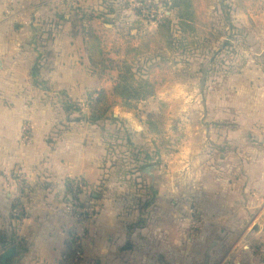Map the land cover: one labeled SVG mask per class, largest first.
<instances>
[{
	"label": "crops",
	"instance_id": "0c3cea01",
	"mask_svg": "<svg viewBox=\"0 0 264 264\" xmlns=\"http://www.w3.org/2000/svg\"><path fill=\"white\" fill-rule=\"evenodd\" d=\"M27 1L0 0V222L5 229H11L10 215L18 199L16 175L33 187L24 202L26 217L17 235V240L27 244V251H18L10 264H61L75 233L83 236L80 264H264L251 248L259 233L245 232L248 217L256 214L264 199V147H243L240 157L246 160L232 165L231 170L225 171L224 158L216 155L206 164L200 162L201 179L179 186L174 178L167 198H156L152 207H145L151 198L134 194L123 199L114 197V190L100 201L90 200V193L110 167L102 165L107 161V142L100 129L110 125L108 121L96 126L85 122L67 124L65 113L56 115L48 102L49 98L59 101L61 92L82 101L85 93L97 88L96 78L75 65L79 57L75 49H84V37L77 36L73 22L65 19L72 28L61 35L63 21H59L62 17L56 10L51 8L41 18V7L25 5ZM40 18L46 19L48 25L37 51L43 54L40 78L47 82L49 95L45 90L34 94L32 85L36 58L31 51L35 52L37 35L35 40H25L30 45L28 50H18V41L32 35L34 24L43 26ZM21 19L23 23L18 22ZM18 26L22 34L15 38ZM243 27L239 28L246 35ZM83 62L85 66L90 64L88 55ZM261 83L255 85L254 100L239 105V112L240 120L264 139V82ZM24 121L33 128V142L27 149L18 144ZM57 128L62 130L60 135ZM50 135L56 137L55 143L47 141ZM72 178L87 184L80 200L99 205L95 220H76L65 210L73 204L66 187L67 179ZM158 183L155 178L149 179V191ZM115 184L111 181L109 189ZM156 189L160 192L159 184ZM180 192L185 200L179 197ZM177 197L178 201L173 200ZM181 206L185 212L178 213ZM191 208L201 216L194 236ZM259 236L264 242V234ZM4 252L0 245V256Z\"/></svg>",
	"mask_w": 264,
	"mask_h": 264
},
{
	"label": "rangeland",
	"instance_id": "374dc122",
	"mask_svg": "<svg viewBox=\"0 0 264 264\" xmlns=\"http://www.w3.org/2000/svg\"><path fill=\"white\" fill-rule=\"evenodd\" d=\"M227 2L234 3L235 0H228ZM24 4L38 5L36 8L41 7V18L45 17L48 10L54 8L57 14L62 17L59 18V21H63L61 35L67 34L68 30L72 28L71 25L66 24L65 20L72 21L73 25L77 24L75 33L81 37L83 34L79 30L82 29V25L84 27L93 25L97 35L102 38L106 56L115 60L120 59L115 53L114 46L117 33L120 30L132 31L133 35L154 34L158 29V21L171 14L169 10L170 0H29ZM198 5L200 13L209 18L205 23L215 24L211 17L215 18L221 14V0H200ZM233 9L234 24L238 28L244 26L243 28L246 29V35L245 32L241 31L238 41L230 42V45L235 46L229 49L235 51V59H232L228 54L215 55L219 52L220 46L223 45L225 38H222L220 43L212 42L210 51L204 50L201 54L191 58V61L186 64V68H189L186 75L178 77L179 72L176 70L183 68L184 64L179 63L176 66L175 62H180L181 59L176 60L175 56L169 54L171 58L167 64L169 82L159 89L154 98L139 104L138 109L131 112L119 106L113 108L111 116L114 117L107 120L110 127H106V125L100 127L107 142V161H103L102 165L110 167L95 190L104 195L109 190H114L112 193L114 197L123 199L134 196V194L145 199L151 198L155 194L153 202L155 204L156 198L163 197V195L167 198L170 193L169 188L175 182L173 181L174 178L180 182H176L179 186H182V182L184 185L187 182L195 183L201 179L200 162L206 164L216 155L219 159L224 158L222 166L226 168L225 171L231 170L232 165L246 160V158L240 157L244 152L243 147H264V139L256 131L251 130L250 124L240 120L241 112H239V105L246 100H254L256 97L255 85L264 82V10L257 9L245 13L237 10L235 6ZM41 18L40 20H43ZM18 22L23 23L24 19L18 20ZM29 22L31 21L29 20ZM41 24H43L41 27L34 24L32 35L21 37V40L18 41L20 42L18 50L25 51L24 49L30 48L25 40L27 38L28 40L30 38L35 40L37 35L35 52H31L35 53L34 66L37 65L40 70L38 75L40 80H42L40 74L44 66L40 67L43 54H40L39 49L37 51V44L40 46V38H43L41 34L48 28L47 20L44 19ZM21 34L22 31L18 26L17 30L14 31V35H17L15 38ZM75 50L79 56L77 57L78 63L76 62L75 65L81 66L83 71L96 78L97 86L95 87L110 93L117 74L94 70L89 63L85 66L83 62L87 57L85 47L84 49L81 47V52L78 48ZM213 57L215 62L211 66L208 82L204 86L202 66L211 62ZM243 60L247 62V65L240 74L224 76L225 71H229L233 66H240ZM213 70L216 72H211ZM32 85L36 89L34 94L40 90L43 91L33 84V79ZM91 91L84 94L82 101L72 99L80 104L83 113L87 115L90 113L87 95ZM47 93L50 92L45 91V94L49 95ZM61 93L59 101L48 99L52 105L50 108L56 115H64L65 113V111L63 112L62 98L68 95L67 92ZM40 95L42 96V93ZM29 102H27V107ZM25 111L27 112L26 109ZM150 114L158 116L155 119L161 127L159 134L152 133L147 125ZM65 115L67 124H71L68 122L66 113ZM79 116L80 114L77 112L72 113L73 118ZM104 122L106 121L97 125ZM57 130L60 135L62 130L58 128ZM55 138L50 135L47 137V141L49 144L55 143ZM128 138L136 147L130 146ZM187 138L189 140L186 142ZM32 142V125L30 122L24 121L18 144L27 149ZM16 174H20L19 171ZM18 177L21 178L16 175V179H19ZM136 178L138 184L135 183ZM151 178H155L157 183L160 181L158 183L160 192L156 189L158 184L155 188L153 187L151 192L149 191L148 183ZM23 181L29 185L25 179ZM111 181L117 182L114 185L115 189L113 187L109 189L108 185ZM179 194H181L179 197L185 200L184 194L181 192ZM166 200L171 201L172 199ZM173 200L178 201L179 199L177 197ZM260 201L262 207L256 211V214L253 213L248 217L246 224L248 227L245 228V232L264 234V199ZM188 202H192L194 206L192 199L189 198ZM160 207L162 208L163 205ZM182 212H185V209L181 206L178 213ZM186 213L188 212L186 211ZM191 229V236L197 235L198 227L193 229L191 226ZM259 234L257 235V242L251 248L253 253L259 254L264 260V242Z\"/></svg>",
	"mask_w": 264,
	"mask_h": 264
},
{
	"label": "trees",
	"instance_id": "16d2710c",
	"mask_svg": "<svg viewBox=\"0 0 264 264\" xmlns=\"http://www.w3.org/2000/svg\"><path fill=\"white\" fill-rule=\"evenodd\" d=\"M199 1L170 0L169 10L171 14L158 21V29L154 34L133 35L132 31L120 30L114 44L115 53L120 58L119 60L106 56L102 38L97 35L93 25L89 27L82 25L79 32L83 34L91 68L102 73H116L117 77L114 79L110 93L103 89L88 93L89 115L83 113L80 104L74 102L68 96H64L62 105L68 116V122H85L90 125H97L102 121L109 120L112 117V110L116 106L130 112L137 110L139 104L154 98L159 89L169 82L167 68V64L171 60L169 54L175 56L176 60L181 59L180 62H175L176 66L179 63L184 64L183 68L176 70V72H179L178 77L186 75L189 69L186 68V64L191 61V58L201 54L204 50L210 51L209 48L212 42L220 43L222 38H225L223 45L220 46L219 52L215 55L228 54L232 59H235V51L229 50L235 46L230 45V42L238 41L241 29L234 24L233 7L235 6L237 10L245 13L257 9L264 10V0H235L234 3L221 0V14H218L215 18L211 17L215 24L205 23L209 18L200 13ZM76 27L77 24L73 25L74 32ZM213 60L214 57L211 62L207 63L210 65L204 64L202 66L203 84L208 82L211 66L215 62ZM246 65L247 62L243 60L240 66H233L229 71H225L224 76L240 74ZM211 72H216V70ZM39 73L40 70L35 65L31 72L33 84L42 90L50 91L47 82L38 79ZM74 112L79 113L80 116L72 119V113ZM155 117L158 116L150 114L147 125L152 133L159 134L161 127H159ZM128 143L130 146H135L131 141H128ZM86 185L83 179L72 178L66 181L67 197L73 199V204L76 201L78 202L75 205L76 208H85L87 205V203L79 202L81 201L79 195L83 193L82 186L86 187ZM29 188L32 192L33 187L29 186ZM154 197L155 194L145 205L146 208L153 204ZM103 198L104 194L95 189L90 193V200L92 201H100ZM20 204H22L20 200H15L9 220L10 230L5 229L4 223L0 222V245L4 251L13 248L21 253L27 251V244L23 240H17L18 229L26 217L25 208L22 213L14 214ZM94 207L97 208L99 205L95 203ZM94 214L93 219L95 220L99 212L96 211ZM82 217H87V214H83ZM78 250L79 247L76 246L72 235L68 243V251L64 254L61 264H80L82 260L75 263Z\"/></svg>",
	"mask_w": 264,
	"mask_h": 264
},
{
	"label": "built area",
	"instance_id": "2783aa9c",
	"mask_svg": "<svg viewBox=\"0 0 264 264\" xmlns=\"http://www.w3.org/2000/svg\"><path fill=\"white\" fill-rule=\"evenodd\" d=\"M19 185L20 189L18 191V199L20 200L22 204L19 205V207L14 211V214H20L24 210V202L30 197L31 191L27 183L23 181V179L19 178ZM83 193L86 192V187L82 186ZM81 195H79L80 198ZM82 203H87L85 208H76L75 205L78 204L76 201L74 204L67 205L65 210L68 211V214L73 216L76 220H92L95 217V212L97 211V208L94 207V202H90L89 200L86 201H79ZM83 214H87V217H82ZM190 214V223L193 229H196L197 227L199 228L201 224V216L196 208H191L189 210ZM74 240L76 242V246L79 247L78 253H77V258L75 260V263H77L79 260H82V237L81 235L75 233L73 235Z\"/></svg>",
	"mask_w": 264,
	"mask_h": 264
},
{
	"label": "water",
	"instance_id": "95a60500",
	"mask_svg": "<svg viewBox=\"0 0 264 264\" xmlns=\"http://www.w3.org/2000/svg\"><path fill=\"white\" fill-rule=\"evenodd\" d=\"M17 254L18 250L15 248L5 251L0 256V264H10L13 258L17 256Z\"/></svg>",
	"mask_w": 264,
	"mask_h": 264
}]
</instances>
